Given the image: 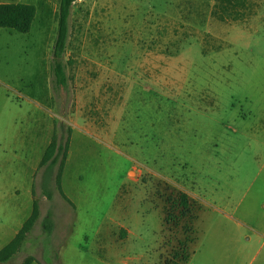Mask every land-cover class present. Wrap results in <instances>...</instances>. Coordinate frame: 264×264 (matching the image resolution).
I'll return each mask as SVG.
<instances>
[{
    "label": "rangeland",
    "instance_id": "obj_1",
    "mask_svg": "<svg viewBox=\"0 0 264 264\" xmlns=\"http://www.w3.org/2000/svg\"><path fill=\"white\" fill-rule=\"evenodd\" d=\"M25 1L31 30L0 28V249L39 218L2 264H264V0H76L64 84L59 0Z\"/></svg>",
    "mask_w": 264,
    "mask_h": 264
},
{
    "label": "trees",
    "instance_id": "obj_2",
    "mask_svg": "<svg viewBox=\"0 0 264 264\" xmlns=\"http://www.w3.org/2000/svg\"><path fill=\"white\" fill-rule=\"evenodd\" d=\"M76 0H59V5L56 14L57 30L56 38L53 47V55L56 60L55 77L59 84H64V74L61 64L58 62L61 57L68 35V19L70 16L71 6ZM36 16V7L30 4H0V28L15 31L21 34H27L32 27V23ZM70 132V131H69ZM69 146V136L63 145L58 144L53 136L50 143L46 147L42 159L39 163V168L47 164H58V170L55 177V186L62 199L71 205L70 201L65 197L61 190V178L67 158ZM178 207L180 215L185 217L189 212L188 198L184 194L178 197ZM39 218V209L36 201H33L32 211L29 218L23 223L19 231L15 234L12 240L0 249V264L8 262L12 259L24 245L29 232ZM43 228L45 232L51 231V220L48 214L43 220ZM35 259L31 256L26 257L20 264H32ZM187 262V259H186ZM166 264H178L175 261L167 262Z\"/></svg>",
    "mask_w": 264,
    "mask_h": 264
},
{
    "label": "crops",
    "instance_id": "obj_3",
    "mask_svg": "<svg viewBox=\"0 0 264 264\" xmlns=\"http://www.w3.org/2000/svg\"><path fill=\"white\" fill-rule=\"evenodd\" d=\"M0 4H29L25 0H0Z\"/></svg>",
    "mask_w": 264,
    "mask_h": 264
}]
</instances>
